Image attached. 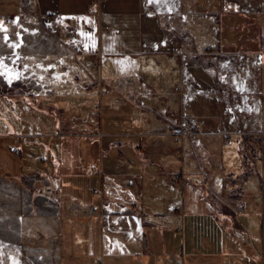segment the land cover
<instances>
[{
    "label": "rangeland",
    "instance_id": "374dc122",
    "mask_svg": "<svg viewBox=\"0 0 264 264\" xmlns=\"http://www.w3.org/2000/svg\"><path fill=\"white\" fill-rule=\"evenodd\" d=\"M32 2L0 0V264H182L190 230L264 231V0H208L213 50L192 29L128 66Z\"/></svg>",
    "mask_w": 264,
    "mask_h": 264
},
{
    "label": "crops",
    "instance_id": "0c3cea01",
    "mask_svg": "<svg viewBox=\"0 0 264 264\" xmlns=\"http://www.w3.org/2000/svg\"><path fill=\"white\" fill-rule=\"evenodd\" d=\"M15 1L20 3L21 0ZM206 2L208 0H33L31 6L40 15L64 20L68 25L77 23L80 27L77 33L80 44L92 50L95 43L102 58L113 60L112 63H117V59L126 61L128 66L137 62L155 63L160 53L173 47L181 48L185 42L184 35L189 37L192 29L197 50L206 49L205 54L213 50L209 45L219 41L222 23L212 25ZM253 6L255 0H225L224 5L221 3L219 16H240L243 11L254 10ZM185 48L187 50V46ZM200 197L201 202L205 203ZM193 210L184 204L182 216L195 214ZM203 210L202 214H211V209ZM197 220L191 217V228H197ZM231 221L227 220L221 233H210L208 236V233L202 234L201 230H197L200 236L203 235L200 239L202 245H197L200 237L193 238L190 230V247L183 249L179 242L182 264H264V231L242 230ZM7 245L10 246V243ZM178 249L171 247V252L176 253Z\"/></svg>",
    "mask_w": 264,
    "mask_h": 264
},
{
    "label": "trees",
    "instance_id": "16d2710c",
    "mask_svg": "<svg viewBox=\"0 0 264 264\" xmlns=\"http://www.w3.org/2000/svg\"><path fill=\"white\" fill-rule=\"evenodd\" d=\"M3 82H4L3 87H5L6 91L3 92V93H1V94L8 95V94L11 93V91H10V89H9V87H8L9 85H8V83H7L6 81H3Z\"/></svg>",
    "mask_w": 264,
    "mask_h": 264
}]
</instances>
